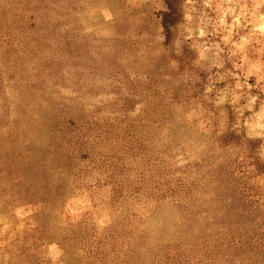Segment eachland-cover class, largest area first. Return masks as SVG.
<instances>
[{"label":"rangeland","instance_id":"1","mask_svg":"<svg viewBox=\"0 0 264 264\" xmlns=\"http://www.w3.org/2000/svg\"><path fill=\"white\" fill-rule=\"evenodd\" d=\"M0 264H264V0H0Z\"/></svg>","mask_w":264,"mask_h":264}]
</instances>
